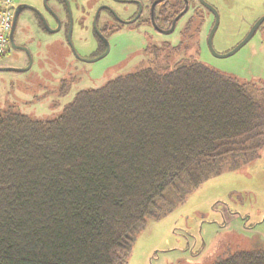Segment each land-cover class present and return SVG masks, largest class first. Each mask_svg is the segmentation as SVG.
Listing matches in <instances>:
<instances>
[{
    "label": "trees",
    "instance_id": "1",
    "mask_svg": "<svg viewBox=\"0 0 264 264\" xmlns=\"http://www.w3.org/2000/svg\"><path fill=\"white\" fill-rule=\"evenodd\" d=\"M263 147L264 84L158 49L53 118L0 111V264H125L168 189L191 191ZM213 264H264V248Z\"/></svg>",
    "mask_w": 264,
    "mask_h": 264
},
{
    "label": "rangeland",
    "instance_id": "2",
    "mask_svg": "<svg viewBox=\"0 0 264 264\" xmlns=\"http://www.w3.org/2000/svg\"><path fill=\"white\" fill-rule=\"evenodd\" d=\"M13 1L18 4L29 0ZM33 1L42 5V0ZM205 1L215 7L219 16L212 38L213 48L219 54L233 50L264 16V0ZM68 2L73 21L72 44L80 55L91 56L97 44L92 32L94 6L87 15L80 9L88 6L87 0ZM197 5L200 6L195 2L194 8ZM193 10L182 19L183 22L193 17L187 36L182 37L179 28L160 34L146 25L124 27L108 36L110 48L105 56L96 61L73 63V68L67 66L75 57L63 26L44 37L56 45L51 47L52 51L46 50V58L51 62L46 63L43 75L35 48L32 64L24 56L16 65L14 58L21 54L10 47L0 58V67H30L25 71L0 70V111L13 109L35 119L53 118L78 90L100 87L120 74L146 65L155 45L172 64L182 58L198 59L225 74L264 84V22L235 53L216 56L208 43L215 14L203 6L200 13L193 14ZM106 17L100 16L99 25ZM56 58L60 66L52 76ZM63 84L65 93L58 89ZM165 197L170 205L159 218H150L135 233L125 264H213L237 250L264 248V147L252 162L234 163L227 159L219 173L198 187L185 193L168 189Z\"/></svg>",
    "mask_w": 264,
    "mask_h": 264
},
{
    "label": "flooded vegetation",
    "instance_id": "3",
    "mask_svg": "<svg viewBox=\"0 0 264 264\" xmlns=\"http://www.w3.org/2000/svg\"><path fill=\"white\" fill-rule=\"evenodd\" d=\"M195 2H198L200 6L197 5L194 8ZM87 3L88 6H83L80 9L83 10L82 14L88 15L94 6L92 32L97 40L96 48L91 56H82L74 45L72 44V47L69 43L71 52L75 57L74 62L67 64L69 68H73L72 64L76 62L96 61V57L103 55L106 51L108 52L110 48L108 36L121 32L124 27L134 29L140 25H146L160 34H169L179 28L182 37L187 36L192 28L193 17L191 15L183 22L182 19L190 13L191 9H194L192 13L195 14L200 13L201 6L207 8L200 0H194L193 2L191 0H87ZM23 5H28V7L23 8ZM96 14L98 30L94 26ZM102 14L107 17L102 19V24L99 25ZM70 16L68 0H42L41 6L33 0L16 4L11 28L16 47L10 45L21 54H17L14 58L16 65L19 63L20 57L23 58L24 56L28 59V62L30 58L33 62V49L35 48L40 58L41 74L46 73V63L51 62L49 57L46 58V50L49 48L52 51L51 47H54L56 42H49L44 37L48 36V33L58 32L63 26L66 27V31L69 33ZM199 28V26L196 27L197 30ZM197 40V38H194V41ZM163 44L168 45V42ZM153 49L159 50L157 45ZM53 64L52 76L58 72L60 66L58 58L55 62L53 61ZM18 69L20 68H13L15 71H18ZM41 79L44 80L45 76H41ZM64 80L65 78L61 81ZM58 89H61V85L58 86Z\"/></svg>",
    "mask_w": 264,
    "mask_h": 264
},
{
    "label": "water",
    "instance_id": "4",
    "mask_svg": "<svg viewBox=\"0 0 264 264\" xmlns=\"http://www.w3.org/2000/svg\"><path fill=\"white\" fill-rule=\"evenodd\" d=\"M207 8H209L214 14H215V22H214V25L210 31V34H209V37H208V43H209V46H210V49L211 51L213 52V54H215L216 56H228V55H231L233 53H235L237 50H239L253 35L254 33L257 31V29L260 27V25L264 22V16H262L261 18H259L255 23L254 25L252 26V28L250 29L249 33L246 35V37L242 40L241 43H239L233 50L229 51L228 53L226 54H219L215 51V49L213 48V44H212V38H213V35L218 27V24H219V16H218V13H217V10L215 9V7H213L212 5H210L208 2H206L205 0H200ZM22 7V6H21ZM24 7H28V5H23V8ZM71 18V24H70V29H69V33H68V40H69V43L71 44V46L73 47L72 45V41H71V33H72V16H70ZM96 19H97V14L95 16V20H94V26L95 28L98 30L97 28V23H96ZM54 31V30H53ZM171 31V30H170ZM9 39H10V43L13 47H16L15 43H14V40H13V32L11 31L10 32V36H9ZM107 51L99 56V57H96L95 60L99 59L100 57H103L104 55H106ZM30 64H32V58H30ZM30 67V65L26 68H20L18 69V71H25L27 70L28 68ZM0 70H13V68L11 67H0Z\"/></svg>",
    "mask_w": 264,
    "mask_h": 264
},
{
    "label": "built area",
    "instance_id": "5",
    "mask_svg": "<svg viewBox=\"0 0 264 264\" xmlns=\"http://www.w3.org/2000/svg\"><path fill=\"white\" fill-rule=\"evenodd\" d=\"M16 3L13 0H0V58L10 48V32L15 14Z\"/></svg>",
    "mask_w": 264,
    "mask_h": 264
}]
</instances>
